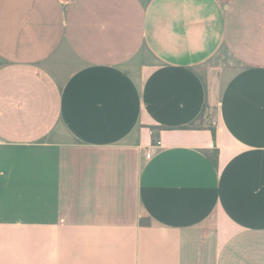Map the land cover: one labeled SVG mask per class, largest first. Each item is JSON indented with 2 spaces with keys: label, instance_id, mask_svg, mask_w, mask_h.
Wrapping results in <instances>:
<instances>
[{
  "label": "crops",
  "instance_id": "1",
  "mask_svg": "<svg viewBox=\"0 0 264 264\" xmlns=\"http://www.w3.org/2000/svg\"><path fill=\"white\" fill-rule=\"evenodd\" d=\"M0 264H264V0H0Z\"/></svg>",
  "mask_w": 264,
  "mask_h": 264
},
{
  "label": "rangeland",
  "instance_id": "2",
  "mask_svg": "<svg viewBox=\"0 0 264 264\" xmlns=\"http://www.w3.org/2000/svg\"><path fill=\"white\" fill-rule=\"evenodd\" d=\"M227 61H229L230 63H232V61H231V60H228V59H227ZM229 62H228V63H229Z\"/></svg>",
  "mask_w": 264,
  "mask_h": 264
},
{
  "label": "built area",
  "instance_id": "3",
  "mask_svg": "<svg viewBox=\"0 0 264 264\" xmlns=\"http://www.w3.org/2000/svg\"><path fill=\"white\" fill-rule=\"evenodd\" d=\"M151 154L150 153H148V156H150Z\"/></svg>",
  "mask_w": 264,
  "mask_h": 264
}]
</instances>
